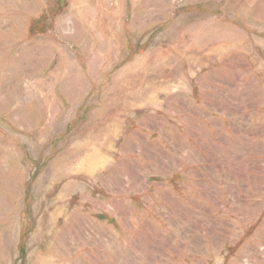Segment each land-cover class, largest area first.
I'll use <instances>...</instances> for the list:
<instances>
[{"label":"rangeland","instance_id":"obj_1","mask_svg":"<svg viewBox=\"0 0 264 264\" xmlns=\"http://www.w3.org/2000/svg\"><path fill=\"white\" fill-rule=\"evenodd\" d=\"M0 264H264V0H0Z\"/></svg>","mask_w":264,"mask_h":264}]
</instances>
